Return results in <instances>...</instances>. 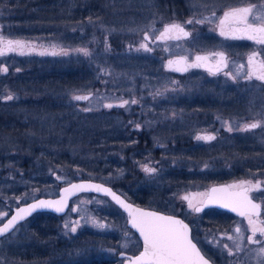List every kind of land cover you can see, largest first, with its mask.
<instances>
[{
  "label": "rangeland",
  "instance_id": "rangeland-1",
  "mask_svg": "<svg viewBox=\"0 0 264 264\" xmlns=\"http://www.w3.org/2000/svg\"><path fill=\"white\" fill-rule=\"evenodd\" d=\"M25 1V3H19L13 0H0V18L1 20L6 19L5 23H3L9 29V32L5 31V34L14 41H22L26 47L23 54H15L12 60L5 64L6 68H9L10 80L7 83L0 82L2 92L0 94V113L10 112L9 117L11 116L12 126L15 123L18 124V128L19 126L25 128L24 137L21 136L20 139L11 136L10 133L0 138L1 150L8 149L10 151L17 149V151H12L15 155V160H12V163L10 161V163L1 165L0 161V222L7 217L6 213L13 206L36 198L40 192L42 194H57L59 188L56 184L60 171L62 172L60 175L63 178L65 177L66 183L73 180V175L71 176L67 169H72L71 171H74V174L78 175L77 177H80L81 173H85L86 175H91V178H98L105 182L122 183L126 173L130 171V168L124 165L129 144H124L119 150L111 152L112 156L108 157L110 159L107 163L108 167L103 165L101 168L105 171L107 168L109 169L104 174L98 175L97 172H90L84 169L88 165L87 163H90L89 167H93V169L98 168L99 162L93 160V154L90 152L82 151L79 153L81 150L77 151L79 146L75 142L73 147H71L70 142L65 144V147L72 148V161H77L74 168L67 167V165L61 167L55 164L54 160L60 154V140L66 127L69 124L77 123V119L82 116L81 114L85 111V107L98 108L104 105L107 100H112L113 105H116V101L124 97L128 101L126 108L133 110L134 114L137 115L136 118L140 119L143 118V114L139 111L143 109L146 112H151V114H157V106L164 101L165 91L170 93L169 95L174 97V99L177 96L179 97L181 92V94L189 92L190 88L184 87L180 88V93H177L179 89L176 86L180 85L178 80L182 78L169 77L167 68H165L167 67V61L171 57L185 53L194 58V54L208 51L206 49L210 47L208 45L213 41L216 43H227V40L219 34L217 22L219 14L228 10L231 4L229 0H188L187 12H183L182 17L179 16L181 11L179 6L177 8L178 13L173 9L169 12L166 8L167 4L169 7L175 6V3L179 2V0H108V5L106 6L108 11L104 12V15L98 12L90 14V16H97L90 17L88 16L90 11L87 10L88 17L82 14L83 18L72 20L66 33H64L60 30L58 31V29L56 30V21L55 24H52L54 17H58L59 14L64 12L70 14L71 17L74 16V10L82 6L80 2L77 0H59L53 12L51 23L55 26V29L47 27V30H42V24L39 21L36 22V19L33 21L32 15H43L44 9L41 6H36L27 10L26 6L31 1ZM82 8L80 7L79 9L84 13ZM213 11H215V16L212 15ZM27 13H31V17ZM202 18H208L211 23H184L189 19ZM172 23H183L191 30V35L187 39L179 41L156 39L163 27ZM145 37L148 38L145 39ZM142 43L147 44L151 51L142 48ZM81 48L88 49L90 55L86 56L82 52L77 51V49ZM53 53L56 54L53 55ZM26 60L42 61L40 63L46 62L48 69L45 71L46 68H44L43 73L40 72L41 77H21L23 75L21 68L27 67ZM74 60L76 62L89 61V64L90 62L92 63V69L97 70V73L90 81L93 80L91 81L93 83L100 82L98 84L100 88L87 87L88 84L79 83L81 81H76L78 85L76 83L75 86L72 85L69 79V71L71 69L68 66L71 63L70 61ZM51 63H54V68L49 66ZM2 74H6V71L0 70V75ZM99 78L108 84H113L112 92L114 94L119 93V95L115 96L114 94L105 93L106 90H110V87L107 88L106 86L104 88L103 84L105 82L99 81ZM136 79L146 81L139 83ZM207 79L211 80L213 77H207ZM168 86L172 88L165 89ZM91 92H94L92 98L88 96L89 99L87 100L74 99L75 96H87ZM149 92L150 96L148 97ZM9 95L13 99H7ZM52 99L56 101L61 99L65 105L69 104V120L62 121L63 117L60 116L59 111L54 112L49 108H45V103L43 102L46 100H48L46 101V106L51 105L52 108H55L51 102ZM133 100L136 103H132ZM170 106L171 109L167 108L166 110L176 113L177 110L174 109L173 105ZM170 106L168 105L167 107ZM161 119L165 121V116ZM62 122L66 123L62 124ZM142 125L139 124V127ZM151 125L147 124L146 131L141 129V127L136 132L141 134L144 132L151 133L149 134L151 139L147 140L150 142V147L144 150H133L129 154L131 157L130 165L136 163L142 173H144V183L136 186V191L142 187L145 188L147 186L150 189V186L160 185L165 178H168L166 173H164L167 166L166 162L163 160L154 161L152 154L157 149L164 150L169 144L168 141L179 133L170 129L171 126L154 128ZM200 132H206L207 135H210V132L220 133L221 136H216L213 139L214 143L218 142V139H226L230 135L228 130L222 131L221 129L220 131L205 130ZM47 141H50V144ZM147 141L143 140V143ZM133 142L137 143L138 138L133 139ZM65 147L63 148L65 149ZM38 149L40 156L31 158L30 153H35V150ZM151 157L152 159L150 160ZM12 158L13 156L9 160ZM65 158L69 160L71 156L68 158L65 156ZM24 159L30 160L28 164L21 166L20 163ZM40 159H42L41 162ZM14 163L19 166L13 165ZM145 165L155 168L157 171L149 174L144 171ZM29 167H32V170ZM176 175H180V172ZM175 179L177 180L178 178ZM122 189L125 194H131L124 188ZM162 189H165V187ZM140 190L145 195L149 192L144 189ZM197 191H199V188L195 186L186 187L178 190L173 195L177 199L183 200L182 197L189 196L193 200ZM154 194L161 196L155 199H158L160 203L164 202V196L162 197L161 192L155 191ZM112 203L106 196L81 194L73 199L71 208L65 215L63 227H65V224L68 225L67 228H64L66 234L75 233L77 230L84 228L87 230H99L103 233H114L117 236V241L112 239L113 242L90 244L87 250L82 248L69 252H56L55 250L50 257L39 262L41 264H51L52 262L63 260L68 255L70 264H82L88 258V254L91 255L97 249L102 252L103 256L115 259L116 264H122L124 259H120L118 255L120 250L135 253L140 248L141 242L136 233L129 230L127 217L124 216L119 219L120 216L114 214L116 210L114 211L115 207L112 206ZM153 203L155 202L153 201ZM177 209L178 207H176ZM93 218L104 224L105 227L100 228L93 225L91 223ZM71 227H76V231L72 232L70 230ZM16 229L13 233L18 232L19 229ZM236 233L234 229L229 234L226 232L225 239L222 238V242L226 241V245L234 253L232 256L236 257V259L244 257L246 262L242 261V264H258L254 249L259 248L261 245L250 244L247 241V237ZM230 235L232 239H229L228 236ZM207 239L210 242L213 241V234H208ZM237 244L240 245L239 248H237ZM246 244L250 246L248 253L245 250ZM217 246L222 247L221 244ZM225 251L227 252V249Z\"/></svg>",
  "mask_w": 264,
  "mask_h": 264
},
{
  "label": "flooded vegetation",
  "instance_id": "flooded-vegetation-1",
  "mask_svg": "<svg viewBox=\"0 0 264 264\" xmlns=\"http://www.w3.org/2000/svg\"><path fill=\"white\" fill-rule=\"evenodd\" d=\"M229 1L231 4L228 10L256 5L257 7L253 9V14L264 13V9L260 7L264 5V0ZM187 2L188 0H179V2L175 3V6L169 7L167 4L166 8L169 12L173 9L178 13L177 8L180 7L181 11L179 16H182L183 12H187ZM223 12L219 14V17L223 16ZM5 21V18L2 20L0 18V37L4 40H12L5 34V31L9 32L7 25L5 24L6 27L4 26ZM249 21L253 22L252 16L249 17ZM180 25L191 35L190 29L183 25V23H180ZM234 27L242 26L235 25ZM190 35L187 37L181 35L180 39L171 40L179 41L187 39ZM236 35L237 37L242 36L241 33H236ZM222 37L227 40V43H216L213 41L208 45L210 46L206 49L208 51L196 53V55L194 54V58L188 53L169 58V60L176 61L180 56L186 57V71L174 70L178 67L177 64H173L172 67H169V60L165 68H167L169 77L182 78L178 80L180 85L176 86L179 89L177 93H180V88L184 87L190 88V91L184 94H181V92L180 96H177L176 99L165 91L163 96L164 101L157 106L158 112L156 115L158 116L153 113L151 114V112H146L143 109L139 111L143 114V118L137 119V115L134 114V111L127 109V104H123V101H126L124 97L117 100L116 105H113L112 100H107L104 102V105L98 108L85 107V109L89 110H85L84 112L92 115V117H94V115H100L99 123L105 128L129 129L137 132L141 127V129L146 131L147 124H152L151 126L154 128H162L163 126V128H166L165 126H171L170 129L178 131L179 133L168 141L169 144L164 150L157 149L152 154L154 161L158 162L163 160L166 162L167 166L164 173H166V177L168 178H165L160 185L156 184L159 187L155 185L150 189L149 192L152 195V200L155 202L150 208L184 218L190 226H192L193 237L198 243V247H200L206 257H209L215 264H242V261L246 262L244 257H241V259L239 258V260L229 255L228 252L225 251V248H223V245L227 243L226 241L222 242V238L225 239L226 232L229 234L231 230H235L237 227L240 229L242 228L240 233H236L237 235H243V237L251 235L247 218L240 216L238 213H234V211L214 204L212 206H206L203 208L202 212L196 213L188 207V201L181 200L180 198L177 199L173 195L182 188L195 186L199 188V191L195 193V198L192 201L194 204L199 205L201 201L206 202L208 195L211 194V188L214 185L222 184L228 187L233 184H239L242 181H252L253 184L259 181L260 189H253L248 195L255 203L261 205L259 219L264 220V81L255 78H246V73L249 71L247 65L248 57L255 52L259 53L257 60L264 59V44L257 43L255 40H249L246 37ZM0 47H3V45L0 44ZM25 50L26 47L23 52ZM20 53V51L5 52L4 55L0 56V70L4 71L6 68L5 64L10 62L15 54L19 55ZM217 53H223L225 60L220 64L219 71L213 69L215 74L210 72L208 67H188V65L197 62L195 60L196 56L208 57L206 62L199 61L198 63H206L208 66H214L220 60V57L215 55ZM25 62L27 67L24 69L21 68L23 70V75L20 74L21 77H41L40 72L43 73L44 68H46L45 71L48 69L46 62L40 63L42 61L39 60H26ZM70 62L68 66L71 69V71H69V79L73 86H75V83L78 85L77 82L81 81L79 83L88 84L87 87L100 88L98 85L100 82L93 83L91 82L93 80L90 81L97 73V70L92 69L91 62L90 64L89 61L76 62V60H74ZM225 64L227 65L226 67L224 66ZM240 65H244V67L241 68ZM49 66L54 68V63L49 64ZM6 69V74L0 75V82L2 83H7L10 80L9 77H11L10 74H8L9 68ZM241 72L243 73L241 74ZM207 77H213V79L210 80L207 79ZM69 79L67 78V80ZM136 80L139 83L146 81L143 79ZM99 81L105 82L100 78ZM103 85L104 88L106 86L107 88L110 87V90H106L105 93L114 94L112 92L113 84L105 82ZM170 88L172 87L168 86L165 89ZM1 93L0 89V94ZM93 94L94 92H91L87 96H91L92 98ZM114 95L117 96L119 93H115ZM149 96L150 92L148 93V97ZM165 103L167 104L166 106ZM109 104L112 105L111 108L106 107V105ZM122 104L123 106H121ZM147 104L149 105V103ZM168 105H173L177 112L173 113L172 111L166 110L167 108L171 109V106L167 107ZM9 114L10 112L7 111L0 113V138L10 133L11 136L20 139L25 133V128L19 126L20 130H17L19 129L18 124L12 126L10 121L11 116L9 117ZM163 116H165V121L161 119ZM154 120L157 121L154 122ZM254 122H260V127L244 130L246 124ZM91 124L88 125L91 126ZM139 124L143 125L137 127ZM229 127L232 129L231 131H229ZM220 129L222 131L228 130L230 134L229 137L226 139L221 138V140L218 139L219 141L216 143H214L213 139H196L197 136L207 135L206 132L200 131H220ZM149 134L151 133H135V137L140 139L143 143V140L147 141L151 139ZM209 134L214 137L221 136L220 133L216 132H210ZM140 141H138L137 144ZM146 143L150 142H145L143 145H146ZM149 147L150 146L147 148ZM0 154V161H3L8 160L13 153L8 151V149H0ZM179 172L180 175H176ZM175 178L178 179L176 180ZM163 187H165L166 190L162 189ZM236 190L239 191L240 189ZM155 191L158 193L161 192L162 197L164 196V204L160 203L158 199H155L161 197L154 194ZM176 207H178L177 210ZM11 212L12 208L6 213V216H9ZM210 233L214 236V240L211 242L207 239V235ZM215 235H217V237H215ZM228 237L232 236L230 235ZM218 244H221L222 247L217 246ZM140 248L137 249L136 252H138ZM249 248L250 246L246 244L245 250H247V253Z\"/></svg>",
  "mask_w": 264,
  "mask_h": 264
},
{
  "label": "snow or ice",
  "instance_id": "snow-or-ice-1",
  "mask_svg": "<svg viewBox=\"0 0 264 264\" xmlns=\"http://www.w3.org/2000/svg\"><path fill=\"white\" fill-rule=\"evenodd\" d=\"M256 5L248 7L232 8L223 12V16L218 18L217 27L219 28L220 35L231 38H243L246 37L249 40H255L257 43L264 44V13L253 14V9ZM264 9V5L260 6ZM215 16V11L212 13ZM253 17V22L249 21V17ZM185 24H201L211 23L208 18L202 19H189L184 22ZM235 25H241L242 27H234ZM236 33H241V37H237ZM181 35L187 37L190 33L186 32L184 27L180 24L172 23L165 25L163 30L159 33L156 39L167 40V39H180ZM148 37H145L147 39ZM0 56L4 55L5 52L20 51L23 54L25 44L22 41L4 40L0 37ZM141 47L147 51H151L147 44H141ZM77 51L82 52L84 55H90L88 49L81 48ZM56 53H53L55 55ZM220 60L214 66H208L206 63L201 64L199 61H207L208 57L196 56V63L188 65V67H208V70L215 74V71L220 70V64L225 60L223 53H217ZM259 53H252L247 60L249 71L246 73L247 79H257L264 81V59L257 60ZM186 58L181 57L176 61L169 60L168 65L172 67L173 64L179 65L185 61ZM227 66L226 64L224 65ZM241 68L244 65H240ZM215 69V71L213 70ZM176 71H186L187 67H176ZM4 71H7L5 68ZM7 99L11 100L13 97L9 95ZM75 100H87L88 96H75ZM128 101H123V104H127ZM132 103H136L135 100ZM123 104L121 106H123ZM111 108L112 105H106ZM86 111L89 109H85ZM139 127V125H137ZM260 127V122H254L246 124L244 130L255 129ZM229 127V131H231ZM198 140H212L214 136L204 135L197 136ZM144 171L152 174L157 170L155 168L144 166ZM59 179V177H58ZM84 185H71V189L80 190L83 189ZM88 187L95 188L97 191H104L109 195H112L113 199L118 204L131 209V205H127L118 196L112 193L109 189L102 188L99 185H90ZM236 189H240L237 191ZM253 189H260V182L257 181L255 184L252 181H242L239 184H233L225 188H212L211 194L208 195V203H219L222 207L230 208L232 211L237 212L240 216H244L248 220L251 235L247 236V241L250 244L261 245L259 248L254 249L258 264H264V220L259 219L261 205L255 203L253 199L248 195ZM66 193L70 189L64 190ZM206 195V194H200ZM183 200L188 201V207L194 212L200 213L203 208L207 206L204 201L198 204H194L189 196L182 197ZM67 204L66 198H62L58 201H45L40 200L28 206V208H21L17 214L12 216L3 227H0V235L8 232V230L15 224L17 220L24 219L25 215L31 214L36 209H47L51 208L57 212H63ZM23 213V215H22ZM132 217V225L140 232L143 237V251L139 256L130 258V264H210V260L205 258L201 253L200 249L197 248L196 244L193 243L191 237V228L188 224L184 223L183 220L177 219L173 216H163L155 212H144L142 210H135L130 212ZM255 218V219H254ZM78 223V222H77ZM91 223L97 227L103 228L104 224L100 223L96 219H92ZM67 228L68 225L65 224ZM72 232L76 231V227H71ZM237 233L241 232V229L237 227L235 229ZM232 239V237H229ZM127 246V245H125ZM240 245L237 244V248ZM223 248L227 249L229 255H233L232 249L228 245H223Z\"/></svg>",
  "mask_w": 264,
  "mask_h": 264
},
{
  "label": "trees",
  "instance_id": "trees-1",
  "mask_svg": "<svg viewBox=\"0 0 264 264\" xmlns=\"http://www.w3.org/2000/svg\"><path fill=\"white\" fill-rule=\"evenodd\" d=\"M19 3H25V0H13ZM31 2L28 3L26 6L27 10L31 8H35L36 6L42 7L44 9L43 15H34L33 13V21L40 22L42 24V30L43 29H55V26L52 24H55L56 21V30L62 31L66 33V30L69 28V24L72 22V20H77L78 18H83L82 14L84 16H87V10L90 11L88 16L90 14H96L100 12L99 14L104 15V12L108 11L106 6L108 5V0H77L80 2V4L84 9V13H82V10L77 9L74 10L75 15L71 17L70 14H67L66 12L59 14L58 17H54L53 20V12L55 11L57 7V3L59 0H29ZM79 6V5H78ZM31 17V13H27ZM98 14V15H99ZM87 16V17H88ZM97 15H93L90 17H95ZM53 20V23H52ZM52 23V24H51ZM67 25V27H65ZM48 101V100H46ZM45 108H49L51 110L59 111L60 116L63 117V120H69V104L65 105L61 99H59V103L56 100H51L52 104L55 106V108H52V106H46ZM57 103V104H56ZM63 114V115H61ZM82 116L78 117L77 123L69 124L68 127H66V130L63 132V136L61 137V146H60V154L56 157L54 160V163L63 166L67 165V167H73L77 164V161H72L73 156L71 155L72 148L65 147V144L67 142L71 143V147L74 146L77 143L79 148L77 151L84 152H90L93 154V160L99 162V167L94 168L89 167L90 163H87L88 165L85 166V170L88 171H94L97 172V174H104L107 170L101 169L103 165L107 166V163L109 162V156L111 155L112 151L119 150L120 147H122L124 144H129L130 146L126 150V159L124 160V165L127 166V168H130V171H128L124 177V180L122 183H112V182H105L110 185H112L115 189H118L121 193H123L127 198L129 197L130 200L144 205L149 206L153 204L152 196H150V192H148L146 195L142 194L140 189L148 190L152 188L150 186V189L146 186L145 188H140L138 191H136L135 187L138 186L141 183H144V173H142L141 169L138 167L136 163L131 164L130 161V152L133 150H144L147 149L148 146H150V143H146V145H143V143L140 141L138 144L133 142V139H135V131L129 130V129H118V128H108L103 127L102 124H100V115H89L86 112H82ZM92 120V121H91ZM12 122V119L10 120ZM66 123V122H62ZM92 123V124H91ZM15 124V123H14ZM91 124V126L89 125ZM71 125V126H70ZM63 127V128H64ZM24 128V127H22ZM62 129V126H61ZM17 130H20L17 129ZM59 136V135H58ZM74 136V138H73ZM25 142V141H24ZM50 144V141H47ZM148 142V141H147ZM136 145H135V144ZM26 145V142H25ZM65 147V149L63 148ZM46 148V147H45ZM10 150V149H9ZM17 149L10 150L11 153ZM66 153V154H65ZM12 159L3 160L1 161V165L7 164L8 162L11 163L15 160L14 154ZM40 156L39 149L35 150V153H30L31 158H37ZM65 156L70 157L71 159L67 160ZM10 157V156H9ZM17 157V155H16ZM11 158V157H10ZM13 160V161H12ZM30 159H24L23 162L20 163L21 166H25L28 164ZM42 159H40V162ZM18 165V164H13ZM19 166V165H18ZM66 167V168H67ZM108 167V166H107ZM28 168V167H27ZM29 169L32 170V167H29ZM63 169V168H60ZM72 169L68 170V173L72 176V179H78V178H91V175H86L85 173H81L80 177H77L78 175H75L74 171H71ZM62 172H59V179L57 178V184L56 186L60 188L63 186L65 182V177L61 176ZM77 177V178H76ZM99 180L98 178H92ZM102 181V180H100ZM143 185V184H142ZM124 188L127 192L131 193L130 195L125 194L123 191ZM88 195H98L95 193H83ZM44 195H51V194H42V192L39 193V196ZM112 206L115 207L114 213L120 216L119 219L123 218L125 213L118 208L114 203H112ZM127 220V219H126ZM65 221V215H57L55 213L49 212V211H40L38 213H35L33 216L29 217L27 220L22 222L16 230L18 232L8 234L6 237L0 238V262L3 264H41L39 261L44 260L51 256V253L56 250V252H63V251H75L79 248L82 249H88L90 244L94 243H102V242H113V240H118L116 234L114 233H103L99 230H91V229H80L77 230L75 233H65V230L63 227V222ZM128 226V224H127ZM129 228V226H128ZM131 231L132 229L129 228ZM133 231V230H132ZM113 239V240H112ZM94 241V242H93ZM106 246V244H105ZM93 250V249H92ZM92 256V257H90ZM89 259H91L89 261ZM69 256L66 255V257L58 262H52L51 264H70ZM82 264H116V260L103 256L102 252L97 250L93 251L91 255L88 254V258H86V261Z\"/></svg>",
  "mask_w": 264,
  "mask_h": 264
},
{
  "label": "water",
  "instance_id": "water-1",
  "mask_svg": "<svg viewBox=\"0 0 264 264\" xmlns=\"http://www.w3.org/2000/svg\"><path fill=\"white\" fill-rule=\"evenodd\" d=\"M181 57H184V56H180L179 58H181ZM184 58H186V57H184ZM177 66L178 67H185V61L181 62ZM71 185H84L85 187L83 189L76 190V189H71ZM90 185H99L102 188L109 189L112 193H114L122 201H124L125 204L131 205V209H126L125 207H123L120 204H118L116 202V200L113 199L112 195H109L108 193H106L104 191H97L95 188L88 187ZM225 187H227V186L226 185H222V184H218V185H214L212 188H225ZM66 188L70 189V191L67 192V193L64 191ZM83 193H95V194L106 196L107 198H109L116 206H118V208H120L125 213V215L127 217V224L129 226V228L132 229L136 233V235L138 236V238H139V240L141 242V248H140V250L138 252L129 253V252L120 250V252L118 253L120 259L121 258L124 259V260H122L123 261L122 264H130V258H134L136 256H139L140 253L143 251V237L140 235V232L138 231V229L133 227V225H132V217L130 215V212H134L135 210H142L144 212H155V213H158V214L163 215V216H173V217H175L177 219L183 220L184 223L188 224L189 227L191 228V234L190 235H191V237L193 239V243L196 244L197 248L200 249L201 253L205 256V258L210 260V264H215L209 257H206V255L201 250V248L198 247L199 245H198V243L195 241V239L193 237L192 226H190V224L184 218H182L181 216H177L175 214L171 215V213H166V212H163V211H160V210H157V209H153V208H150V207H144V206H142L140 204H137V203L133 202L132 200H130L129 198H127L123 193L118 191V189H115L112 185H110L108 183H105L103 181H100V180L92 179V178H78V179L74 178L73 180H71V181L67 182L66 184H64L63 186H61L60 189H58V193L55 194V195H44V196L42 195V196L33 198L31 200L25 201V202H23V203H21L19 205L13 206L11 214L9 216H7V218H5L2 222H0V227H3V225L6 224L8 222V220L11 219L12 216L16 215L19 209H21V208H25L26 209V208H28L29 205H31L33 203H36L37 201H40V200L58 201V200H61L62 198H66V200H67V204H66V207H65L63 212H57V211H55L54 209H51V208H47V209H39L38 208L35 211H32L31 214L25 215L24 219L17 220L15 222V224L8 230V232L4 233L3 235H0V238H3L5 236H7L8 234H11L13 231H15V229L22 222L24 223L25 220H27L29 217L33 216L35 213H38L40 211H49V212H52V213H55V214L61 215V216L66 215L68 213V210L71 207V203H72L73 199H75L77 196H79L80 194H83ZM205 203L207 204V206H212L214 204L216 206L222 207L219 203H208V198H207ZM223 208H225V207H223ZM226 209L231 210L230 208H226ZM234 213H237V212H234ZM22 215H23V213H22ZM0 264H3V263L0 262Z\"/></svg>",
  "mask_w": 264,
  "mask_h": 264
}]
</instances>
